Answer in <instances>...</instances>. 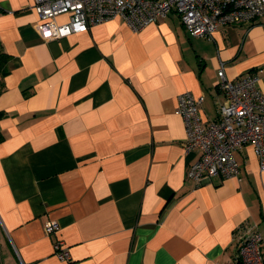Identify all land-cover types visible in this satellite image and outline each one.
I'll return each instance as SVG.
<instances>
[{
	"label": "crops",
	"instance_id": "0c3cea01",
	"mask_svg": "<svg viewBox=\"0 0 264 264\" xmlns=\"http://www.w3.org/2000/svg\"><path fill=\"white\" fill-rule=\"evenodd\" d=\"M33 3L0 0V264H227L244 222L260 231L264 259L252 146L233 152L239 178L196 182L174 112L189 91L214 118L220 66L229 79L260 70L264 93V15L211 36L190 35L174 10L136 30L117 15L44 39Z\"/></svg>",
	"mask_w": 264,
	"mask_h": 264
},
{
	"label": "built area",
	"instance_id": "2783aa9c",
	"mask_svg": "<svg viewBox=\"0 0 264 264\" xmlns=\"http://www.w3.org/2000/svg\"><path fill=\"white\" fill-rule=\"evenodd\" d=\"M39 21L35 24L44 39L60 38L85 31L91 24L123 17L134 30L165 18L174 10L186 31L193 36H211L219 26L252 23L264 15V0H34ZM59 16H64L58 20ZM260 70L229 79L223 66L217 70V87L222 95L212 119H202L199 108L203 95L194 97L189 91L177 97L174 112L185 125V152L195 158L186 168L187 178L196 182L213 176L239 178L233 156L243 145L252 146L259 169L264 171V93L257 87ZM59 224L48 220L44 231L56 234ZM235 254L227 264H264L258 228L244 222L233 231ZM53 253L62 261L71 255L65 242L53 240Z\"/></svg>",
	"mask_w": 264,
	"mask_h": 264
},
{
	"label": "trees",
	"instance_id": "16d2710c",
	"mask_svg": "<svg viewBox=\"0 0 264 264\" xmlns=\"http://www.w3.org/2000/svg\"><path fill=\"white\" fill-rule=\"evenodd\" d=\"M7 54L5 52H0V64H4V62L7 60ZM2 64L1 68H2V72L5 73V66Z\"/></svg>",
	"mask_w": 264,
	"mask_h": 264
}]
</instances>
